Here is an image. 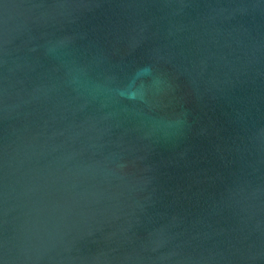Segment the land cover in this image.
Here are the masks:
<instances>
[{"label": "water", "instance_id": "obj_1", "mask_svg": "<svg viewBox=\"0 0 264 264\" xmlns=\"http://www.w3.org/2000/svg\"><path fill=\"white\" fill-rule=\"evenodd\" d=\"M0 264H264V0H0Z\"/></svg>", "mask_w": 264, "mask_h": 264}]
</instances>
